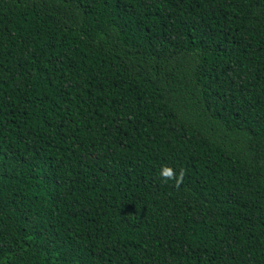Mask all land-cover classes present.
Instances as JSON below:
<instances>
[{"label": "trees", "instance_id": "1", "mask_svg": "<svg viewBox=\"0 0 264 264\" xmlns=\"http://www.w3.org/2000/svg\"><path fill=\"white\" fill-rule=\"evenodd\" d=\"M0 264H264V0H0Z\"/></svg>", "mask_w": 264, "mask_h": 264}, {"label": "clouds", "instance_id": "2", "mask_svg": "<svg viewBox=\"0 0 264 264\" xmlns=\"http://www.w3.org/2000/svg\"><path fill=\"white\" fill-rule=\"evenodd\" d=\"M161 176L165 181H167L169 179H174V180H176V183L179 184L182 182L183 172H181L180 176L177 178L173 169L169 166H165L161 172Z\"/></svg>", "mask_w": 264, "mask_h": 264}]
</instances>
